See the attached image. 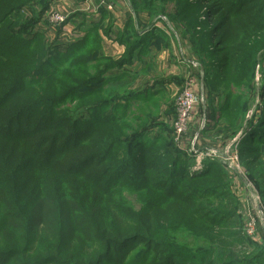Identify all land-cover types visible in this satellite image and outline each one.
<instances>
[{
	"label": "trees",
	"instance_id": "1",
	"mask_svg": "<svg viewBox=\"0 0 264 264\" xmlns=\"http://www.w3.org/2000/svg\"><path fill=\"white\" fill-rule=\"evenodd\" d=\"M54 1L0 0V264H264V244L236 230L226 170L177 146L165 89L135 87L134 63L151 67L142 55L162 31L138 30L131 14L114 29L102 7L98 20L68 17L83 18L81 36L47 43L35 27ZM207 1L133 4L155 13L174 2L209 107L242 131L240 158L264 200V99L248 117L244 96L264 51V0ZM104 37L125 47L118 58Z\"/></svg>",
	"mask_w": 264,
	"mask_h": 264
},
{
	"label": "rangeland",
	"instance_id": "2",
	"mask_svg": "<svg viewBox=\"0 0 264 264\" xmlns=\"http://www.w3.org/2000/svg\"><path fill=\"white\" fill-rule=\"evenodd\" d=\"M61 4V8L64 9V5L62 0H57ZM87 0H82L84 4V8L81 12L88 13L89 11L92 12H99L102 7L111 5V2L115 3L112 6L116 8L119 2L126 3L131 11V15L135 18L136 28L138 30H146L149 29L152 24L160 23L165 26L170 33H184L183 25L181 24H174L171 22V18L169 15L173 12V5L174 2L166 3V12H155L153 13L152 10L145 9L143 10L142 7H139V3L134 5L133 2L130 0H99L97 5H91L90 3H86ZM208 3L210 0L207 1ZM159 5H155L151 7L155 9ZM31 9L35 8L36 10L39 9L38 3H33L29 6ZM30 8H28L30 10ZM105 8V7H104ZM91 9V10H90ZM112 9V11L114 10ZM31 11V10H30ZM68 12V16L65 19L67 21L68 17L70 16V11L68 8L65 9ZM89 13V14H91ZM24 14L29 15L28 11H24ZM73 19V23L64 22L59 26H52L48 21L47 12L43 13L41 22L37 24L35 27L40 33L43 34L44 40L47 43L56 40H63L67 41L66 39L70 37L69 35H77L79 34V29L77 25L80 20L83 18L79 16H75ZM108 19V18H107ZM89 21L93 20L92 17L88 18ZM75 22V23H74ZM69 23V24H68ZM108 24V23H106ZM67 26L70 31H67ZM66 30V32H65ZM132 31V30H131ZM65 32L66 36L62 33ZM175 34V35H176ZM73 37V36H72ZM185 40L186 45L189 48V53L191 52V44L188 42L187 38L183 37ZM189 43V44H188ZM146 57V56H145ZM144 58V56H143ZM145 60V59H143ZM194 70V71H193ZM192 75L196 81L197 86L199 89V97H200V104L196 108L194 113V119L190 127V137L195 135L198 136L197 141L195 142L194 151L188 152L192 156L195 157L196 165L200 166L204 159H211L219 162L230 178V190L232 194L236 198L237 203V213H238V227L236 228L237 231H240L242 235L247 239L245 242L246 244L252 246V243H256L259 245L264 244V218L261 216L260 211L264 210V200L262 199L260 192L251 179V175L247 168L244 166L243 162L240 158L239 153V141L242 135V131L232 134L231 131H227V124L225 127L224 121L218 117V112H214L209 107L208 102V91L203 81V73L202 71L198 70L197 68H192V71L188 72ZM164 75V74H163ZM167 76V75H165ZM188 75L186 74L183 78L177 76H167L164 79H171L172 77H177L174 80L182 81L180 85H177V82L174 84L169 85L168 83L165 85L166 88V97L168 96L169 102H178V98L181 94L182 88L184 86L185 78ZM244 96L248 102V117H252L255 114H259L261 111L262 101L264 99V51L261 53L259 57V64L256 67V73L253 84L246 88ZM216 106L220 104L219 98L215 100ZM175 119V115L172 118H168L167 124L173 130V121ZM173 139L175 141V136L173 134ZM185 150V149H184ZM236 155V156H235ZM201 168V167H200ZM199 170V168L197 169ZM249 214H251L255 221L257 222L256 230L254 234L249 235L247 233L248 224H249ZM252 242V243H251Z\"/></svg>",
	"mask_w": 264,
	"mask_h": 264
},
{
	"label": "crops",
	"instance_id": "3",
	"mask_svg": "<svg viewBox=\"0 0 264 264\" xmlns=\"http://www.w3.org/2000/svg\"><path fill=\"white\" fill-rule=\"evenodd\" d=\"M98 1L99 0H87L86 3L97 5ZM124 2H119L113 11H109L113 17L114 29H122L127 16L131 13L129 6ZM62 3L64 5V9L68 8L70 15L76 12H81L85 4L82 2V0H62ZM89 13H91L90 11L87 14L93 19L98 20V18H100L99 12H92L91 14ZM104 21L107 23L108 19H105ZM71 23L73 22H70V24ZM156 28V30H161L162 32H153V34L150 36L148 45L145 48L147 53L145 52V54L142 55V59H145V66L151 67L144 73L141 71L142 64H140V60H136L134 63V66L138 68L139 74L135 84L136 88H142L144 85H146L148 87H154L153 90L157 91L159 89L166 88L165 85L167 83L171 85L174 84V82H177V85H180L184 76L186 74L189 75L188 72L192 71V68H197L196 63L191 60L189 49L185 43V40L181 35H179V33H175L176 35L174 33H170L169 30L160 23H156ZM66 29L67 31H70L68 26ZM65 32L62 33L64 36H66ZM79 34L80 35H78V37L81 36L83 32L79 31ZM69 36L70 37L66 39L67 41L75 39L72 37L73 35L70 34ZM102 43L105 54L114 58H118L125 49L123 45H120L114 41L113 38L104 37ZM165 75L180 77L182 78V81L174 80L177 77H172L169 80L164 79L167 77ZM166 99L167 102H163L162 105L163 111L169 112L166 116V120H168V118H172V116L175 115L174 108L176 106L174 102L168 101V96Z\"/></svg>",
	"mask_w": 264,
	"mask_h": 264
},
{
	"label": "built area",
	"instance_id": "4",
	"mask_svg": "<svg viewBox=\"0 0 264 264\" xmlns=\"http://www.w3.org/2000/svg\"><path fill=\"white\" fill-rule=\"evenodd\" d=\"M104 6L108 11H112L115 6ZM48 21L52 26H59L65 22L68 12L61 8V4L55 0L47 10ZM78 35H73L74 38ZM200 104L199 89L197 81L192 75L185 78L184 86L178 98L175 107V119L173 121V134L175 136V143L178 147L185 149L187 152L194 151L195 142L198 136L190 137V127L194 119L196 108ZM236 156V155H235ZM261 216L264 218V210L260 211ZM257 222L254 217L249 214V224L247 233L254 234Z\"/></svg>",
	"mask_w": 264,
	"mask_h": 264
}]
</instances>
